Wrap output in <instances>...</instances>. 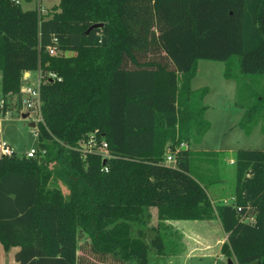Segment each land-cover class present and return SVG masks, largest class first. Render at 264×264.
I'll return each mask as SVG.
<instances>
[{
  "label": "trees",
  "instance_id": "1",
  "mask_svg": "<svg viewBox=\"0 0 264 264\" xmlns=\"http://www.w3.org/2000/svg\"><path fill=\"white\" fill-rule=\"evenodd\" d=\"M40 1L58 12L0 0L3 99L39 72L41 102L37 157L0 156L3 252L16 249V264H148L165 248L158 228L146 241L155 209L159 225L218 220L225 257L264 264V141L236 151L232 202L217 206L207 186L220 179L192 165L210 154L190 149L209 129L207 89H191L198 61L223 63L238 96L261 78L238 126L249 134L264 116V0ZM91 135L110 158L78 149Z\"/></svg>",
  "mask_w": 264,
  "mask_h": 264
},
{
  "label": "rangeland",
  "instance_id": "2",
  "mask_svg": "<svg viewBox=\"0 0 264 264\" xmlns=\"http://www.w3.org/2000/svg\"><path fill=\"white\" fill-rule=\"evenodd\" d=\"M13 2L20 5L22 10L35 9L40 15L58 12V3L54 1L49 3L40 0H14ZM223 71L224 64L221 62L198 61L196 76L191 83V89L194 91L207 89L202 104L206 107L204 118L209 124V129L201 142L191 146L190 149L210 154L205 157L203 154L202 157L196 155L192 165L208 179H220V182L207 186V194L214 202L213 206L232 202L236 151L260 150L263 148L264 141L263 114L252 126L249 134L238 126L244 108L251 103L254 92L263 90V80L257 77H247L244 80L246 84L242 87V94L238 96L235 82L225 80ZM38 81V74L31 73L30 76H23L20 79L19 89L35 88ZM1 83L0 77V103L4 101L10 111L6 114L0 112V141L7 144L15 155L22 156L30 149L37 147L35 132L38 116L30 115L29 112L23 110L19 92L7 95L4 100ZM24 114H27L26 118L22 117ZM31 123H34L35 127H30ZM179 150H185V146L176 147L175 153ZM175 153L173 154L168 149L165 156H172L175 162ZM164 163L165 165L173 164L166 161ZM61 188L66 193L65 189ZM175 224L176 230L167 223L159 225L155 211L151 210V219L144 230L146 241L148 242L153 236L150 228H158L163 235L165 248L162 256H157L151 249L148 253V264H228L229 260L234 262L233 259L221 253V243L226 241V237L216 220L177 221ZM15 252L16 249H11L5 253L0 246V264H16L14 262Z\"/></svg>",
  "mask_w": 264,
  "mask_h": 264
},
{
  "label": "built area",
  "instance_id": "3",
  "mask_svg": "<svg viewBox=\"0 0 264 264\" xmlns=\"http://www.w3.org/2000/svg\"><path fill=\"white\" fill-rule=\"evenodd\" d=\"M12 1H14V0H12ZM55 50L56 49L54 47L50 48L49 54L54 55ZM37 74H38V79L40 81L39 72H37ZM48 77L52 80L56 78L54 74H49ZM39 81L36 84L35 88L25 87V88H21L20 92H19L21 95V98H22L21 104H22L23 110H26L27 112H29L30 115L36 114L38 116V122H40V120H41V115H40L41 102H40V97H39ZM6 108H8V107L6 106L5 102L2 101L0 103V112L3 113V111ZM17 109L19 110V108H17ZM6 113H8V111ZM20 113H22V111H20ZM24 113H26V112H24ZM78 149L84 153L99 154L104 160L110 158V156L107 152L106 143L104 141H100L99 143H97L95 140V137L93 135H91L86 142L81 141L79 143ZM37 154H38L37 149H30L27 153L23 154V156L31 159V158H36ZM40 154L43 155L44 151H41ZM13 155H15V154L10 149V147L7 144L1 143V141H0V156L12 157ZM165 161L167 163H173V164H168L169 166L175 165L174 159L170 155L166 156ZM105 171H107V170L105 169Z\"/></svg>",
  "mask_w": 264,
  "mask_h": 264
},
{
  "label": "water",
  "instance_id": "4",
  "mask_svg": "<svg viewBox=\"0 0 264 264\" xmlns=\"http://www.w3.org/2000/svg\"><path fill=\"white\" fill-rule=\"evenodd\" d=\"M102 27V24H96V25H93L91 26L89 29H88V32L93 30V29H97V28H101ZM27 74V73H26ZM23 118H26L27 117V114H24L22 115ZM30 127H35V124L34 123H31L29 124ZM103 164H105V161L103 162ZM228 264H235L232 260H229L228 261Z\"/></svg>",
  "mask_w": 264,
  "mask_h": 264
},
{
  "label": "crops",
  "instance_id": "5",
  "mask_svg": "<svg viewBox=\"0 0 264 264\" xmlns=\"http://www.w3.org/2000/svg\"><path fill=\"white\" fill-rule=\"evenodd\" d=\"M49 3H50V1H48ZM53 2V1H52ZM55 2V1H54ZM35 74H37V72L35 73ZM24 76H30V74L29 73H27V74H24ZM212 203H214V202H212ZM154 211H155V213H156V210L155 209H153ZM217 222H218V220H216ZM177 221H170V222H165V223H167V224H170L175 230H176V223ZM218 224H219V222H218ZM219 226H220V224H219ZM180 234H182V233H180ZM225 234V233H224ZM225 237H227L226 236V234H225ZM221 245H222V243H221ZM190 251H188V253H189Z\"/></svg>",
  "mask_w": 264,
  "mask_h": 264
}]
</instances>
